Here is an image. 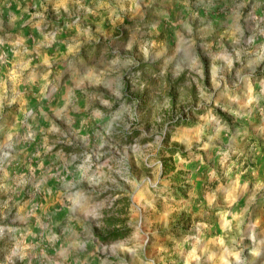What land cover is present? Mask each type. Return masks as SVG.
<instances>
[{"label":"rangeland","instance_id":"1","mask_svg":"<svg viewBox=\"0 0 264 264\" xmlns=\"http://www.w3.org/2000/svg\"><path fill=\"white\" fill-rule=\"evenodd\" d=\"M0 264H264V0H0Z\"/></svg>","mask_w":264,"mask_h":264}]
</instances>
